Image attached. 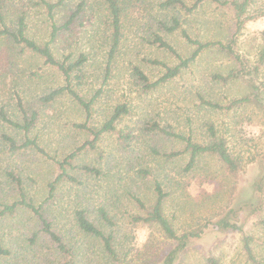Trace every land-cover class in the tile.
Instances as JSON below:
<instances>
[{
    "label": "rangeland",
    "instance_id": "obj_1",
    "mask_svg": "<svg viewBox=\"0 0 264 264\" xmlns=\"http://www.w3.org/2000/svg\"><path fill=\"white\" fill-rule=\"evenodd\" d=\"M5 1L7 13L13 18L24 4H28L23 10H28V17L32 16L28 18L30 36L39 41L48 39L38 7L30 8L29 0ZM80 1L67 0L59 7L54 15L56 23L61 24ZM85 1V9L73 30L57 34L52 52L60 59L67 55L74 58L79 53L86 55L81 92L85 97L98 93L88 124H101L119 103L125 102L129 112L117 123L116 132L105 133L99 138L95 150L82 149L73 159V164L95 167L100 174L71 171L80 184L62 180L49 195L48 184L57 174L52 160L62 159L91 139L87 132L72 125L85 122V113L67 96L42 105L38 98L62 85L61 76L30 52H20V48L9 40L0 41V110L14 121H21L23 116L29 117L36 110L38 116L28 136H36L44 151L25 149L9 153L2 134L20 141L23 131L12 127L0 116L1 201L11 203L18 199L16 183L5 174V170H11L20 176L26 197L44 208L53 229L70 246L77 248V264H107L97 243L90 238H81L73 221L76 208H86L91 218L96 219L97 208L103 206L117 224L115 235L119 256L126 254L129 264H140L168 245L157 229L130 224L128 219L129 214L136 212L131 194L151 199L154 180L158 179L166 183L171 193L165 204V214L176 231L203 228L201 237L190 242L174 264H207L208 257L218 259L220 264H253L244 252L242 233L220 232L214 222L229 208H235L239 202H249L254 195L257 200L253 196L250 206H246L248 210H238L233 219L242 227L243 234L255 238L251 246L264 264V225L260 224L264 219V186L263 191L255 194L250 187L256 174L252 156L258 157L264 152V118L252 108L228 115L210 111L201 106L199 100L202 95L223 102L245 92L246 87L241 81L222 84L211 80L212 73L228 72L232 67L230 62L221 53L206 51L180 75L154 90L145 89L134 73V67H138L154 81L163 69L148 60L168 65L177 63L172 53L149 42L154 32L183 58L192 50L179 30L167 32L160 27V21L170 26L171 17L178 16L190 37L205 41L225 39L230 15L208 2L193 13L185 14L173 8L161 10L158 3L163 0H127L121 16L120 41L110 57L111 27L105 21L107 13L98 4L100 0ZM185 1L190 4L191 0ZM263 4L264 0H255L250 10L255 11ZM262 32L264 17L247 22L238 38L237 50L253 57L262 46ZM260 77L264 85V67ZM206 120L214 121L220 128L228 127L229 146L244 158L245 171L240 177L225 178L211 158H201L193 171L184 172L186 156L164 162L163 157L153 153V148L159 152L181 149L178 141L154 132L153 122L205 141L203 123ZM215 191L216 198H207ZM35 232H38V242L30 245L28 239ZM0 243L11 250L0 264H60L53 245L42 234L40 224L29 211L18 210L14 217L0 221Z\"/></svg>",
    "mask_w": 264,
    "mask_h": 264
},
{
    "label": "trees",
    "instance_id": "obj_2",
    "mask_svg": "<svg viewBox=\"0 0 264 264\" xmlns=\"http://www.w3.org/2000/svg\"><path fill=\"white\" fill-rule=\"evenodd\" d=\"M29 1V7H38L37 12L43 15V24H45L48 31V39L46 41H39L34 38V36H30L28 18L32 16L28 17V10H23L24 6H28V4H24L20 13L13 18L10 13H7L9 10L6 8V1L0 0V41L5 39L9 40L14 46L20 48V52H30L35 57L40 58L45 66L61 76L63 84L40 96L38 101L42 105H48L59 98L65 96L69 97L71 102L82 108L86 118L85 122L73 123V127L84 130L91 137V139L84 141L81 146L68 153L62 159L52 160L57 171L55 179L48 184L49 195H52L56 188V184L62 180L80 184L78 178L74 176L71 171L80 170L85 173L100 174V171L95 167L73 164V159L82 149L95 150L96 142L103 134L116 132L117 123L122 117L128 114L129 109L125 102L116 104L101 124L97 126L88 124L87 122L91 117L92 106L98 97V93L96 92L91 97H85L81 92L87 57L85 54L79 53L74 58L67 55L60 59L52 52L51 46L57 34L62 31L73 30L76 20L85 9L86 1L81 0L78 2L74 8L70 10L66 19L61 24L56 23L54 15L55 11L63 6L67 0ZM204 2L214 4L218 10L230 15L231 22L228 26L229 32L225 39L202 41L197 37L192 38L189 36L187 30L182 27L181 20L178 16L171 17L170 26L160 21V27L167 32L179 30L181 36L192 47V50L183 58L159 33L154 32L152 33V40L149 42L152 45L155 44L158 48L165 49L172 53L176 57L177 63L168 65L158 60H148L153 64L161 66L163 73L156 80L150 81L148 76L140 68L134 67L136 77L144 84L145 89L154 90L157 86L180 75V73L188 68L189 64L194 62L202 53L206 51H215L223 54L232 67L225 74L219 72L212 73L211 80L222 84L232 81H241L245 85L246 90L241 95L223 102L212 100L201 95L199 96L201 106H204L210 111L227 115L233 111L252 108L264 118V85L260 77L262 68L264 67V32L261 33L263 41L262 46L256 51L253 57H250L241 50H237L238 38L246 23L264 17V4L261 5L259 9L251 11L250 8L255 3V0H191L190 4L185 0H163L158 3V7L161 10L173 8L179 12L184 11L185 14H191ZM126 3L127 0H100L98 3L107 13L105 21L111 27L110 57H112L120 41L121 16L124 12ZM0 116L2 120L6 121L12 127L23 131V137L20 141L15 140L9 134H2V140L9 153L19 152L25 149H34L37 152L44 153L43 148L38 143L37 137L28 136L38 116L36 110L32 111L29 117H27V115L23 116L21 121L9 119L4 110H0ZM151 126L154 132L181 143V149L172 150L170 152H159L153 148V153L159 157H163L165 160L164 162H171L176 158L186 156L187 161L183 167V171L191 172L196 168L201 158H211L218 164L225 178L234 180L243 175L245 171L243 164L244 158L241 154H236L229 146L230 133L228 127L220 128L214 121L206 120L203 123V131L206 140L198 141L195 140L191 134L176 132L171 127L166 128L161 126L158 122H153ZM123 137H127V135ZM252 157L251 163L255 165L256 174L250 183V187L255 194L263 191L264 152L258 157L256 155ZM5 171L6 176L17 185L18 199L11 203L2 202L0 199V221L6 217H14L18 210L31 212L36 222L40 224V231L53 245L54 254L60 260V264H77L79 260L77 248L70 246L64 241L63 237L53 229L52 222L48 220L44 214V208L42 206H36L32 199L26 197L20 176L11 170ZM152 193L153 197L151 199H142L137 195L131 194V199L135 203L136 212L128 215L129 223L149 229H157L164 237L163 240L165 244L168 243V245L166 249L140 264H174L186 251L189 243L201 237L203 228H190L178 233L173 227L171 220L165 214V204L171 195L166 188V183L155 179L152 186ZM216 196L217 191L208 194L207 198L213 199L216 198ZM253 196L250 201L255 197ZM254 200H257L256 197ZM250 201L239 202L235 208H229V210L225 211L214 223L217 230L220 232L236 231L242 233L243 249L247 259L253 264H263V262L257 258L251 246L255 238L250 234H243L242 227L233 219L237 215L238 210L241 211L245 208L248 210L246 206H250ZM73 221L81 238H90L97 243L99 252L102 254L107 264H129L125 259L126 254L119 256L115 235L117 224L103 206L97 208L96 219L91 218L86 208H76L73 211ZM206 224H203V227H205ZM260 224L264 225V219L260 220ZM105 228L108 230H105ZM37 238L38 232H35L28 239L29 244L35 245V243L38 242ZM10 254L11 250L0 243V260L8 257ZM206 263L220 264L218 259L214 257H208Z\"/></svg>",
    "mask_w": 264,
    "mask_h": 264
}]
</instances>
